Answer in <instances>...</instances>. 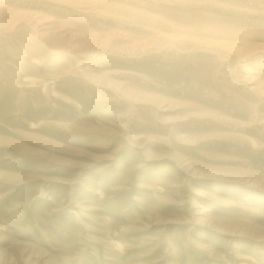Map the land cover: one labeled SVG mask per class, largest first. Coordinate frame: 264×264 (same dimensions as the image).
<instances>
[{
    "label": "rangeland",
    "instance_id": "1",
    "mask_svg": "<svg viewBox=\"0 0 264 264\" xmlns=\"http://www.w3.org/2000/svg\"><path fill=\"white\" fill-rule=\"evenodd\" d=\"M260 235L264 0H0V264H264Z\"/></svg>",
    "mask_w": 264,
    "mask_h": 264
},
{
    "label": "bare ground",
    "instance_id": "2",
    "mask_svg": "<svg viewBox=\"0 0 264 264\" xmlns=\"http://www.w3.org/2000/svg\"><path fill=\"white\" fill-rule=\"evenodd\" d=\"M85 74L86 75H89V76H91L92 74L90 73V72H88V71H85ZM88 78V77H87ZM94 78V77H93ZM92 78V79H93ZM110 80H111V78H110ZM115 82V81H114ZM108 83V82H107ZM116 85H118V84H116ZM127 90V89H126ZM125 93L126 94H128V92H126L125 91ZM157 102V101H156ZM155 102V103H156ZM158 108H159V106H164L163 104H162V102L161 101H158ZM157 105V104H156ZM166 107L168 108V105H166ZM161 109V108H160ZM163 110V109H162ZM167 115V114H166ZM165 115V116H166ZM167 119H169V118H167ZM165 120V119H164ZM134 135V134H133ZM185 135V134H184ZM136 136V135H135ZM178 137V138H182V133L181 132H177L176 133V135H175V137ZM246 136V135H245ZM134 137V136H133ZM138 137V136H137ZM176 137V138H177ZM175 138V139H176ZM190 138V137H189ZM177 140V139H176ZM191 140V139H190ZM187 141V140H186ZM178 142H180V141H178ZM182 143V142H181ZM184 143V142H183ZM192 143V142H191ZM132 144H134V143H132ZM148 157H149V155H148ZM177 160L180 162V164H182L183 165V167H185V169L186 170H188V171H190V172H193V173H195V172H200L201 171V169L200 168H198L197 166H195L194 164H193V162H191L189 159H187V158H179V157H177ZM178 163V162H177ZM187 171V172H188ZM217 172H219V171H217ZM221 173H223L222 171H221ZM239 173V172H238ZM241 173V172H240ZM243 173V172H242ZM231 174V173H230ZM194 175V174H193ZM242 176H243V178L244 179H247L248 181L249 180H252V179H249L248 178V176H246V175H244V174H241ZM258 176V175H257ZM242 178V179H243ZM261 181V180H260ZM259 182V181H258ZM206 192V191H205ZM202 193H204V192H202ZM209 193V192H208ZM204 195V194H203ZM206 197H207V195H206ZM215 197V196H214ZM196 203V202H195ZM203 211H205V210H203ZM197 219H199V220H201V221H203V222H207V220L206 219H204V218H201V217H199V218H197ZM210 223V225H213L211 222H209ZM220 225V224H219ZM213 226H216V227H218V224L216 225V224H214ZM220 227V226H219ZM227 231V230H226ZM233 231V230H232ZM225 232V231H224ZM239 232H241V231H239ZM260 238H264V235H260L259 236ZM33 249H34V247H33ZM3 257H4V251L3 250H0V262L1 261H3ZM12 257V256H11ZM5 258V257H4ZM12 259V258H11ZM10 262L11 261H8V264H10ZM36 262V261H35ZM35 262H33V264H36ZM30 264V263H29ZM32 264V263H31Z\"/></svg>",
    "mask_w": 264,
    "mask_h": 264
}]
</instances>
